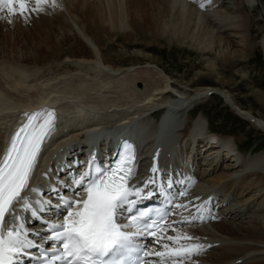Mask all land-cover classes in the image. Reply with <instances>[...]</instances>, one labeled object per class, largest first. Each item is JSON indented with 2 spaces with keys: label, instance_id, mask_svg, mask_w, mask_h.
I'll return each mask as SVG.
<instances>
[{
  "label": "bare ground",
  "instance_id": "1",
  "mask_svg": "<svg viewBox=\"0 0 264 264\" xmlns=\"http://www.w3.org/2000/svg\"><path fill=\"white\" fill-rule=\"evenodd\" d=\"M56 4L55 8L45 6V10L36 15L31 13L34 18L25 22L26 25L22 18L21 21L18 19L19 16L10 17L12 22H7V25L0 22V30L7 32L13 27L17 32L10 36L11 41L0 42V59H5L4 64L0 61V73L6 78L4 83L0 82V122L5 125L4 138L25 118L24 113L49 108H54L58 116L55 131L43 145L40 155L46 151L52 155V150L63 149L66 156L87 143L100 146L103 140L133 135L141 144L140 160L143 163V156L147 157V153L162 156L171 144L173 149L181 136L178 144L185 142L183 150L188 146V152L183 156L179 151V158L186 160L194 150L191 158L199 157L204 163L202 166L207 179H204L205 184H195L196 196L215 199L221 190L237 185L235 188L241 189L242 196L252 192L242 201L247 203L246 206L258 199L253 210L245 214L244 204L234 208V204H229L227 199L222 201L223 197H220L215 199L218 209L211 224L176 228V233L197 237L193 243L208 246L201 257L195 258V264H264V151L243 156L232 137L207 135L208 131L211 132L207 118L201 113L192 118L190 110L204 100V92L208 88H196L193 93L180 90L160 68V72L143 70L132 74V68L115 63L111 55L99 57L94 53L89 59H85V55L67 60L68 57L73 58V48H62L63 44L70 45L76 31L93 45L102 42L112 45L119 36L123 49L113 56L121 58V61H124V55L136 52H128L127 44L148 47L159 45L157 42L161 41L167 46L212 53L222 62H228L247 46L249 20L264 23V8L260 0H56ZM46 13L48 15L45 16ZM259 43L264 52V34ZM62 54L67 57L64 62L72 69L60 71L63 69L56 64L53 68H44V71H49L45 77L38 70L43 77L41 74V78L37 76L39 79L33 76L37 80L30 81L35 73L29 72L28 65L40 68L59 61ZM66 67L69 66L64 65ZM122 74L125 76L119 78ZM144 76L150 81L143 80ZM136 77H140L143 83L141 90L135 88ZM7 88L18 93L38 91L39 94H25L26 98L13 99ZM214 92L222 96L225 105L229 99V109L240 118H252V126L264 134V121L241 110L228 92L220 89H214ZM106 93L116 97H105ZM155 108H162L157 118H153L158 114L153 111ZM66 116H69L67 120ZM8 118L10 120L6 122ZM70 121L77 124L73 132H68L73 133L71 140L60 146L64 142L62 137L68 133L59 139L53 140V137L62 132V123ZM86 132L89 133L83 137ZM203 152L207 154L205 158L200 156ZM219 155L225 164L228 163V169L209 179L215 174L218 164H212L210 157ZM48 161L49 158L39 168L46 166L45 175L49 176L55 170L54 162L48 164ZM187 263L193 264L191 261Z\"/></svg>",
  "mask_w": 264,
  "mask_h": 264
},
{
  "label": "snow or ice",
  "instance_id": "2",
  "mask_svg": "<svg viewBox=\"0 0 264 264\" xmlns=\"http://www.w3.org/2000/svg\"><path fill=\"white\" fill-rule=\"evenodd\" d=\"M45 5L57 7L56 0H0V19L6 13L8 17L19 16L26 20L31 13L43 12ZM8 22L11 23V19ZM24 116L25 122L16 129L0 155V264H22L20 257L28 255L26 250L32 248H40L45 258L41 264L57 261L60 264H185L204 251V245L192 242L197 237L180 232L166 234L169 230L177 231L176 222L167 221V212H157L158 218H153L151 209L137 208L145 198L147 185L155 180L149 178L143 187L130 184L135 175V153L131 145L125 144V151L119 155L115 167L97 166L93 157L87 170L78 178L73 177L72 195L76 197V189H80L85 194L83 198H68L57 189L52 190L59 197L65 215L58 224L44 221L50 233L46 239L54 242V254L48 259V251L29 238L16 205L37 219H40L39 213L51 208L50 201H37L38 207H34L26 192L37 191L30 188L29 182L43 145L55 131L56 116L54 110L46 109L24 113ZM152 171L157 169L153 167ZM151 195L147 193L148 198ZM175 207L187 206L177 204ZM124 213H128L127 222H121ZM8 218L12 221L10 226ZM198 218L204 219L203 216ZM181 222L190 224L192 220L185 218ZM138 236L152 237V243L161 250L137 246L134 238ZM150 256L157 259L145 260Z\"/></svg>",
  "mask_w": 264,
  "mask_h": 264
},
{
  "label": "rangeland",
  "instance_id": "3",
  "mask_svg": "<svg viewBox=\"0 0 264 264\" xmlns=\"http://www.w3.org/2000/svg\"><path fill=\"white\" fill-rule=\"evenodd\" d=\"M260 3L264 8V0H260ZM47 7L51 6L48 5ZM2 15L4 16V18L0 19V22L3 21L4 24L7 25V22L11 18L8 17L6 13ZM33 15L36 14L33 13ZM46 15H48V13H46L45 16ZM33 18L34 17H31L30 14L28 19H24L25 21H23L22 18V22L26 25V23L33 20ZM18 19L21 21L20 17H18ZM250 21L251 25H249L248 39L246 41L247 46H245L242 50L239 49L243 54H241V52L237 53L236 56L229 59L228 62H222L219 57L212 53H199L187 47H177L176 45L167 46V44H162L161 41L157 42L159 45L155 44L148 47L143 46V44H127L128 52H136L134 54L124 55V61H121V58L118 59L117 57L113 56L115 52H120L121 49H123L121 44L123 42L118 39L119 36H116L117 42L114 41L115 43H113L112 45H106L103 42L93 45L83 36H79V34L74 31V39L70 42V45L68 46L67 43V45H62L63 49H66L67 47L73 48V58L68 57L67 59V57H63L64 55L62 54L59 61L51 62L52 64L49 63V65H45L47 67H40L42 69L38 68V66H35L36 70L34 69L35 67L33 68V66L28 65L27 69L29 70V72L34 71L35 73H30L32 74V78L29 75V79L31 78L30 81H33L38 78L40 74L42 76V73L45 77V75H47L49 71H44V68H46L47 70L48 67L53 68L56 66V64L60 65V69H63L60 71H66L68 68L72 69V67H70V64L67 65V63L64 62L66 61V59H79V57L85 55V59H89L90 55H94V53L97 55L99 54V57H108L111 55L115 63H122L123 66H128L132 68L130 70V73L132 74L136 71L140 72L143 70H152L153 72H160V68L162 71L165 72L168 77H170L172 84L180 90H187L188 92L193 93V90H195L196 88L207 87L218 88L224 92L226 91L229 93L234 103L241 110L246 111L252 116L264 121V52L259 43L260 39L262 38V34H264V23L261 20L255 21V19H250L249 22ZM13 34H17L16 30H14L13 27L7 29V32H5L4 30H0V42L3 40H6L8 42L11 41L10 39ZM0 61L2 62V64L5 63V59H0ZM64 65L69 67L64 68ZM209 67H212L213 69H210ZM38 70L42 73H39ZM1 74L2 73H0V75ZM124 74L118 77H124ZM33 76L36 78H34ZM3 78L4 77L2 74L0 76L1 83H4V81L6 80V78ZM139 78L140 77H136V81L134 83L135 88L141 90L143 83L139 80ZM142 79L150 81V78H147V76L142 77ZM7 93L9 94V96L13 97V99L16 97L22 98V96L25 94V96H35L39 94L38 91H31L28 93H23L19 91L18 93L8 88ZM25 96H23V98H26ZM105 97L114 98L116 96L109 95L106 93ZM200 113L204 115L208 120V130H210L211 132L208 131L207 135L213 136L214 134H216L219 136L232 137L236 142L237 149L241 152V154H243V156L254 155L264 151V135L261 132L257 131L250 124L242 120V118L238 117L233 112H231V110H229L228 107L225 106V104L217 95L209 96L207 99L203 100L202 103L194 107L191 113V117L196 118L200 115ZM5 120L6 122H8L10 118ZM2 124L3 122H0V136L2 132L4 133L5 129V125ZM72 134L73 133H70L62 137V141L64 142L60 146L69 142L71 140ZM184 143L185 142H183V145ZM186 151L188 152V146L187 150H184L183 156H186ZM201 154L202 156L204 155V158L207 156V154H204V152ZM212 156L210 157L212 159V164H218L216 166V169L214 170L215 174L209 176V179L221 175L223 171H226L228 169V163L225 164L224 161L220 159V155L215 158H212ZM205 170L207 172L209 171L207 168ZM203 180L204 179H200V183L204 182L205 184L206 180ZM235 186L237 185H233L231 189L226 191L221 190L222 192L220 191L219 195H225V197L229 201V204H234L232 205L234 208H239L242 204H244V213L248 214L250 211L253 210V207L258 204V199L253 201L250 206H246L247 203H242V201L245 200L247 197H250L252 192L245 196H242L241 189H236L237 187L235 188ZM232 189L234 191H231Z\"/></svg>",
  "mask_w": 264,
  "mask_h": 264
}]
</instances>
